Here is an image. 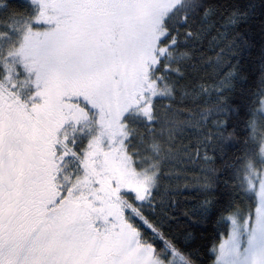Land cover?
Instances as JSON below:
<instances>
[{
    "label": "snow or ice",
    "instance_id": "1",
    "mask_svg": "<svg viewBox=\"0 0 264 264\" xmlns=\"http://www.w3.org/2000/svg\"><path fill=\"white\" fill-rule=\"evenodd\" d=\"M0 264H264V0H0Z\"/></svg>",
    "mask_w": 264,
    "mask_h": 264
},
{
    "label": "trees",
    "instance_id": "2",
    "mask_svg": "<svg viewBox=\"0 0 264 264\" xmlns=\"http://www.w3.org/2000/svg\"><path fill=\"white\" fill-rule=\"evenodd\" d=\"M185 195H188L187 193ZM183 219V217H181ZM212 232V226H208V233H206V236ZM203 244H207L208 248L210 249L211 244L208 242V240L201 241Z\"/></svg>",
    "mask_w": 264,
    "mask_h": 264
}]
</instances>
